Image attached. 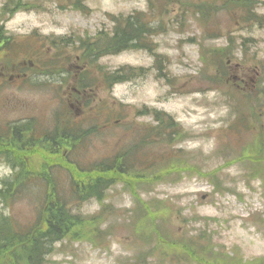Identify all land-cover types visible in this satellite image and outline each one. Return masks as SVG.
I'll use <instances>...</instances> for the list:
<instances>
[{
  "label": "rangeland",
  "instance_id": "rangeland-1",
  "mask_svg": "<svg viewBox=\"0 0 264 264\" xmlns=\"http://www.w3.org/2000/svg\"><path fill=\"white\" fill-rule=\"evenodd\" d=\"M75 1L19 0L0 15L25 46L0 56V127L31 119L44 130L54 111L63 120L85 114L90 134L71 159L92 166L135 148L149 171L72 205L95 224L53 243L45 264H264V0ZM133 14L150 29L145 41L96 61L133 76L77 97L82 66L100 80L79 58L77 39L108 35L114 18ZM33 57L42 62L24 66L32 81L22 82L15 75ZM14 173L0 158V188ZM57 177L68 187V176ZM41 185L25 183L9 203L0 198V216L31 223Z\"/></svg>",
  "mask_w": 264,
  "mask_h": 264
},
{
  "label": "trees",
  "instance_id": "trees-1",
  "mask_svg": "<svg viewBox=\"0 0 264 264\" xmlns=\"http://www.w3.org/2000/svg\"><path fill=\"white\" fill-rule=\"evenodd\" d=\"M19 5V0H7L0 10V15H12ZM78 5L81 4L76 0L73 7ZM114 21L108 35L99 32L90 41L77 39V50L81 52L79 58L84 60V63L93 62V73L100 77V80L89 78L86 68L77 81V89L82 91L96 89L102 84L112 85L133 76V72L123 71H120L121 74L119 71L110 74L96 61L104 56L138 49V43L145 41L150 29L141 16L136 17V14L121 19L114 18ZM12 39L14 38L7 35L3 25H0V56L6 58L16 51V40ZM19 43L20 47H25L22 42ZM67 43L62 42L61 46H66ZM19 76L23 75L19 73ZM113 79L116 80L112 81ZM85 107L88 108L89 105ZM102 117L105 120L103 115ZM156 120L160 124L164 123V119L158 115ZM57 121L59 125L52 132H41L34 125H26L25 122L10 123L6 127H0V158L9 162L15 171L10 179L1 181L0 198L3 202L9 203L22 197L21 190L27 182H43L37 207L39 213L34 221L20 224L10 215L0 216V264H45V257L51 251L53 243L72 235L77 228H87L95 224V218L88 221L86 217L74 214L71 210L72 205L92 198L101 200L107 189L114 183L124 182L129 178L142 180L145 172L149 171V163L146 159L138 162L135 158V148L134 153L130 150L120 152L113 158L101 160L92 166L76 163L69 159L68 155H73L76 150L78 152V148L88 138L90 130L82 128L83 120H68L61 128L60 118H57ZM104 122L109 124L108 120ZM74 123L76 124L73 127ZM99 127L101 126L93 125L95 129ZM97 131L100 132V130ZM145 139L146 137L143 142ZM65 150L67 157L63 155ZM24 156L29 159L28 165L33 173L26 169ZM60 172L69 175L66 188L60 184L57 177ZM132 173H138L137 177H134ZM24 196L27 197V194ZM137 207L139 220L145 221L141 205L137 204ZM142 223L146 224V222ZM96 236L95 233L89 236L93 244L99 243Z\"/></svg>",
  "mask_w": 264,
  "mask_h": 264
}]
</instances>
